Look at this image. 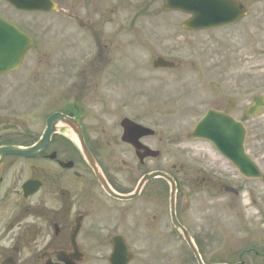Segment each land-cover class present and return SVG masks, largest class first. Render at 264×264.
<instances>
[{
  "label": "flooded vegetation",
  "instance_id": "1",
  "mask_svg": "<svg viewBox=\"0 0 264 264\" xmlns=\"http://www.w3.org/2000/svg\"><path fill=\"white\" fill-rule=\"evenodd\" d=\"M59 5L63 16L74 21L75 8L66 1ZM217 9L230 22L210 30L222 33L223 51L227 42H236L248 47L245 57L252 59L259 32L264 35V0H219ZM30 59L34 64H27ZM49 76L48 58L31 54L19 69L0 75V264H88L97 240L107 237L111 250L115 236L126 240L134 256L133 239L138 240L155 261L147 257L144 264L157 263L163 239L170 240L174 259L187 256L179 264H199L195 253L203 264H264V240L258 242L251 225L238 234L225 214L239 207L230 204L242 194L238 183L228 193L227 185L206 168L176 160L193 154L185 146L191 141L183 136L166 141L157 134L141 138L139 143L158 155L140 161L123 141L119 125L101 128L92 112L95 97L86 86L51 87ZM79 139L119 197L135 195L140 181L151 174L172 179L174 216L170 185L161 177L148 180L130 200L108 194L83 156ZM125 154L131 163L123 159ZM116 163L130 176L123 178ZM222 196L227 199L221 209L211 208V203L225 201Z\"/></svg>",
  "mask_w": 264,
  "mask_h": 264
},
{
  "label": "rangeland",
  "instance_id": "2",
  "mask_svg": "<svg viewBox=\"0 0 264 264\" xmlns=\"http://www.w3.org/2000/svg\"><path fill=\"white\" fill-rule=\"evenodd\" d=\"M55 1L63 4L66 1L75 8L74 16L84 27L61 14H18L3 0H0V15L30 30L38 43L31 55L48 58L51 87L88 88L95 97L93 116L101 120V128L112 129L120 119L129 117L156 129L164 140L180 136L186 140L207 109L228 110L230 103L235 102L231 114L243 121L251 99L264 97V35L260 32L253 48L255 55L248 59L245 57L248 47L236 42H227L223 51L219 31L184 32L180 24L185 17L163 16L161 0ZM140 10L143 14L138 15ZM158 57L175 61L178 69L155 70L152 63ZM33 61L30 59L27 64L32 65ZM245 125L247 151L264 173V111ZM185 146L192 151L195 161L211 163L228 179L237 175L208 144L191 142ZM123 159L127 163L132 161L129 154ZM115 166L123 178L130 176L121 165ZM113 178L123 184V179L121 182ZM247 183L254 191H243L240 199L230 203L240 206L237 211L226 209L225 214L232 217L238 234H243L245 224L251 225L259 241L264 239V185L257 181ZM222 198L225 201H215L211 208L213 205L218 209V205L221 209L227 199ZM252 199L257 200L256 204H252ZM133 240L136 257L132 264H144L150 256L144 254L138 240ZM171 245L169 239H163L162 251H156L159 253L156 264L182 263L181 259H174ZM109 255L108 238L102 237L88 256V264H108Z\"/></svg>",
  "mask_w": 264,
  "mask_h": 264
},
{
  "label": "water",
  "instance_id": "3",
  "mask_svg": "<svg viewBox=\"0 0 264 264\" xmlns=\"http://www.w3.org/2000/svg\"><path fill=\"white\" fill-rule=\"evenodd\" d=\"M18 9H25L31 11H58L54 3L51 0H7ZM167 7H173L174 9L187 10L191 9L196 16V21L193 25L197 26L201 22V6L199 4H190V0H165ZM0 31L3 33L11 34L4 42H0V54H7L10 56L22 57L28 46H32V43L28 44L26 40L21 39L18 32L10 27L8 24L0 20ZM5 36V35H4ZM3 49V50H2ZM19 62L0 61V73L14 69ZM158 65V64H157ZM169 65L170 64H165ZM254 104L248 110V115H256L261 109L264 108L262 98L255 97ZM127 125V124H126ZM127 126H125L126 128ZM132 127V125H131ZM130 127V129H131ZM129 132H127L126 139ZM145 134V133H141ZM191 137L203 138L211 141L215 144L217 149L237 168L239 173L246 178H262L259 168L245 153L244 143L246 139V130L243 125L236 122L232 117L224 113H218L215 111H209L205 118L198 124L196 130ZM133 142V141H131ZM84 155L86 156L90 166L96 172L99 180L106 188L107 185L103 177L101 176L99 169L95 162L90 157L89 153L83 148ZM173 204V202H172ZM114 251L109 259L110 264H128L131 260V255L123 243L122 239H115L113 241Z\"/></svg>",
  "mask_w": 264,
  "mask_h": 264
}]
</instances>
